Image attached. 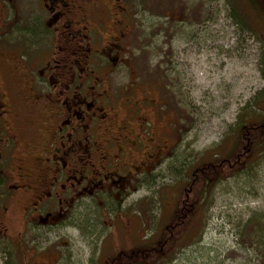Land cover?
<instances>
[{
    "label": "rangeland",
    "instance_id": "1",
    "mask_svg": "<svg viewBox=\"0 0 264 264\" xmlns=\"http://www.w3.org/2000/svg\"><path fill=\"white\" fill-rule=\"evenodd\" d=\"M132 9L134 80L122 102L158 142L160 163L114 233L91 236L77 222L58 240L68 243L62 259L55 235L32 238L50 252L36 257L26 253L32 234L20 246L18 220H8L0 264H111L126 236L129 264H264V148L250 154L249 130L264 112L263 9L248 0H132ZM242 142L239 161L223 162Z\"/></svg>",
    "mask_w": 264,
    "mask_h": 264
},
{
    "label": "flooded vegetation",
    "instance_id": "2",
    "mask_svg": "<svg viewBox=\"0 0 264 264\" xmlns=\"http://www.w3.org/2000/svg\"><path fill=\"white\" fill-rule=\"evenodd\" d=\"M134 12L132 0H0V236L18 220V242L32 234L26 253L50 255L32 238L55 235L62 259L68 243L58 240L77 222L91 236L114 233L160 163L158 142L122 102ZM122 243L111 264L132 262L129 236Z\"/></svg>",
    "mask_w": 264,
    "mask_h": 264
},
{
    "label": "trees",
    "instance_id": "3",
    "mask_svg": "<svg viewBox=\"0 0 264 264\" xmlns=\"http://www.w3.org/2000/svg\"><path fill=\"white\" fill-rule=\"evenodd\" d=\"M251 5L256 8V2L257 4L263 9L264 12V0H248ZM263 112V111H262ZM260 119L251 121L249 124V130L252 134V144L254 146V149L250 151V154H255V152H259L258 148H264V112L259 114ZM242 132H248V128H242ZM250 143V142H249ZM242 147H239L235 151H231L228 155H226V162L228 165H232L234 163H237L239 161V158L243 153H245V142H242ZM238 152L240 153L239 155ZM140 253H143L142 251ZM134 256H136V252L134 253Z\"/></svg>",
    "mask_w": 264,
    "mask_h": 264
}]
</instances>
